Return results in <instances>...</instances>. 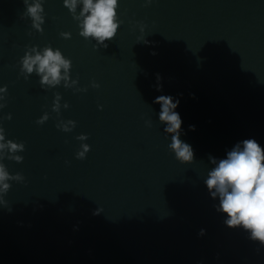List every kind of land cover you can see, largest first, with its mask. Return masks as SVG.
Returning <instances> with one entry per match:
<instances>
[{"label":"water","instance_id":"obj_1","mask_svg":"<svg viewBox=\"0 0 264 264\" xmlns=\"http://www.w3.org/2000/svg\"><path fill=\"white\" fill-rule=\"evenodd\" d=\"M42 7L36 32L22 0H0V126L25 146L21 163L0 161L24 177L3 195L0 264H264V247L225 226L204 184L209 156L246 139L264 149V0H118L106 48L79 35L63 0ZM46 46L71 61L74 88L21 74L25 52ZM161 95L179 100L190 164L169 150ZM68 120L72 131L56 127Z\"/></svg>","mask_w":264,"mask_h":264},{"label":"clouds","instance_id":"obj_2","mask_svg":"<svg viewBox=\"0 0 264 264\" xmlns=\"http://www.w3.org/2000/svg\"><path fill=\"white\" fill-rule=\"evenodd\" d=\"M22 2L24 11L20 19H30L31 28L36 32H42L43 0H31V3L29 0H22ZM145 3H151V0H145ZM63 7L72 15L73 20L78 22L79 35L85 40L95 41L96 45L106 48V41L113 40L120 26L116 14L118 0H63ZM78 7L79 14H77ZM60 36L69 39L70 33H60ZM19 63L20 72L25 79L35 73L39 77L38 83L42 89L54 88L62 82L65 88H74L77 84L76 80L70 82L71 61L66 59L60 50H54L51 46L40 50L32 47L25 52ZM92 87L96 88L98 85L92 84ZM157 90H160L159 84ZM6 91V87H0V101L4 100ZM76 91H86V89L77 88ZM60 100L61 96L56 94L52 103V112L59 114ZM154 103L160 105L159 122L166 125L165 134L171 136L168 146L170 152L180 164L192 163L193 149L180 139L182 120L175 111L179 100L173 102L171 96L161 95L154 100ZM5 106L4 103H0V109ZM63 107L67 109L69 106L65 103ZM4 119L10 120L11 115ZM48 119L49 116L45 113L35 123L43 125ZM56 127L68 133L75 127V122L60 121ZM189 130L194 131L195 126L190 125ZM76 139L82 143L75 158L83 160L90 150L89 146L83 143L88 137L80 135ZM24 150L25 146L22 142L6 141L4 129L0 126V161L8 159L19 164L23 161V157L16 153ZM209 162L214 167L207 173L204 184L210 197L213 200L219 199L215 210L227 217L224 220L225 226L230 229L242 228L249 233V239L264 247V149L256 140L246 139L228 151L226 158L217 160L209 156ZM23 180L24 177L19 173L10 175L5 165L0 162V206H7L3 195L10 189L8 182L21 183ZM99 211L100 209L94 214H99ZM199 234L203 235L204 230L201 229Z\"/></svg>","mask_w":264,"mask_h":264}]
</instances>
